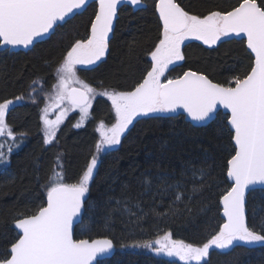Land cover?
<instances>
[{"label":"trees","instance_id":"trees-1","mask_svg":"<svg viewBox=\"0 0 264 264\" xmlns=\"http://www.w3.org/2000/svg\"><path fill=\"white\" fill-rule=\"evenodd\" d=\"M143 1L145 8L133 11L124 5L119 9L105 56L93 65L78 67L80 80L95 89L117 91H131L142 81L151 69L149 55L162 36L155 0ZM176 2L190 14L206 15L209 11H229L240 0ZM95 11L96 4H89L27 51L1 50L0 103L24 96L34 84L51 88L56 69L71 45L89 34ZM181 49L184 60L171 65L163 81L189 69L228 86V81L234 76L242 78L252 64L244 40L222 38L215 45H204L191 39ZM76 113L62 120L53 141L47 144L40 103L22 99L6 113L13 135H0V151L7 157L0 159V258L18 238L13 227L16 214L31 215L45 204L54 171L62 173L64 183L77 182L93 155L96 123L114 121L110 104L103 97L92 101L85 121L79 122ZM226 121L222 112L204 126H194L183 115L166 112L135 118L121 142L99 158L81 222L74 230L75 239L110 238L116 251L102 260L104 264H183L130 248L165 233L200 246L219 231V198L230 188L225 173L227 160L234 153ZM193 169H204L206 175L194 174ZM145 176L150 185L141 183ZM246 209L248 227L264 235V191L249 192ZM200 264H264V243L212 248Z\"/></svg>","mask_w":264,"mask_h":264},{"label":"snow or ice","instance_id":"snow-or-ice-1","mask_svg":"<svg viewBox=\"0 0 264 264\" xmlns=\"http://www.w3.org/2000/svg\"><path fill=\"white\" fill-rule=\"evenodd\" d=\"M86 2L0 0V45L28 48L53 29L58 21L66 22L65 18ZM121 3L140 5L143 0H98L99 9L91 21L90 33L71 45L56 69L55 103L67 100L71 107L78 108L81 122L89 116L91 98L96 89L79 79L77 66L93 65L105 56L109 33L113 32V21ZM155 8L162 21V36L150 53L151 69L131 91L104 90L99 93L111 101L115 123L110 128L100 123L101 139L95 146L97 154L92 156L77 182L64 183L62 173L54 171L55 179L47 187L46 205L36 208L31 215L16 214L13 223L19 238L0 258V264H104L97 258L113 249L112 240L74 239V227L81 221L82 205L97 167L98 154L106 147L119 144L121 135L138 116L175 112L178 108L197 122L213 120L218 115V105L230 110L227 125L234 131L235 154L227 160L226 175L232 183L220 197L226 220L202 246L172 240L171 233L155 240L158 247H153L151 241L137 242L133 246L151 248L156 253L199 264L209 256L213 247L228 249L235 241L264 243V235L248 227L245 215L246 190L255 191L259 185L264 191V0H240L230 11H209L206 15L190 14L176 0H157ZM232 35L246 38L247 49L254 54V63L243 78L234 76L225 86L214 83L207 75L189 70L182 76L162 81L170 65L175 66V62L184 60L181 45L189 38L202 41L204 45H215ZM71 83L80 87H70ZM12 103V100L0 103V135H13L5 121ZM52 106L43 109L46 144L55 137L56 128L65 115L62 111L55 120L48 119L47 112ZM6 158V154L0 151V159ZM193 172L206 175L204 169H193ZM141 183L150 185L151 180L145 176ZM180 198L177 194L176 200Z\"/></svg>","mask_w":264,"mask_h":264},{"label":"rangeland","instance_id":"rangeland-1","mask_svg":"<svg viewBox=\"0 0 264 264\" xmlns=\"http://www.w3.org/2000/svg\"><path fill=\"white\" fill-rule=\"evenodd\" d=\"M191 39H193V40H197V39H195V38H189L188 40H191ZM188 40H186V41H188ZM185 41V42H186ZM199 41V40H198ZM202 42V41H201ZM182 46V45H181ZM155 49V48H154ZM149 57H150V60H151V55H149ZM103 58V57H102ZM101 58V59H102ZM176 63V62H175ZM84 66H90V65H78L77 66V68L78 67H84ZM171 66V65H170ZM169 66V67H170ZM164 77H165V75H164ZM164 77H162L161 79H162V81H163V79H164ZM57 81H58V77H57V74H56V81H55V83H54V85H56L57 84ZM75 83H71L70 84V87H73V86H78V87H80V85L79 84H77V85H74ZM54 85L51 87V88H49V89H45V88H43V87H41V86H39L38 84H34V85H32L28 90H27V92L24 94V96H22V99H28V100H31V101H35V102H37V103H40V118H41V122H42V132H43V135H44V140H45V125H44V122H43V119H42V117L45 115V113H44V111H43V109L46 107V106H48V105H54V106H52V107H49V109H48V112H47V116H48V119H50V120H55L56 118H57V116L58 115H60V113L62 112V111H64L65 112V115H64V117H63V119L68 115V114H70V113H72V112H74V111H77L78 113H76L77 114V117H78V120H80V117H81V113H80V110L78 109V108H73V107H71L70 106V104H69V102L67 101V100H64V101H62V102H60L59 104H56L55 103V100H54V96H55V94H56V91H57V89L54 87ZM104 90H107V91H109V92H111V91H117V90H113V89H96V94H94L93 96H92V98H91V104H92V101L96 98V97H103V98H105L108 102H109V104H110V107H111V111H112V113H113V116H114V121L111 123V124H106V123H104L103 121H98L97 123H96V125H95V129H96V133H97V141H96V143H95V145H94V148H93V155H96L97 153H96V144L100 141V139H101V136H100V132H99V125H100V123L101 122H103V124L106 126V127H108V128H110L111 126H112V124H114L115 123V112H114V109L112 108V105H111V101L108 99V97L107 96H103V95H100L99 93H101V92H103ZM22 99H19V100H17L16 98L15 99H13V103L9 106V108L13 105V104H16V103H19V102H21L22 101ZM91 107V106H90ZM89 110H90V108H89ZM154 113H163V112H154ZM149 114H152V113H149ZM142 116V115H141ZM62 119V120H63ZM87 118H85L83 121H85ZM79 122H81V120L79 121ZM130 126V125H129ZM123 135V134H122ZM121 135V136H122ZM54 139V138H53ZM53 141V140H52ZM118 145V144H117ZM116 145H113V146H111V147H106L105 148V150H103V151H101L99 154H98V161H99V158H100V156L105 152V151H107V150H110L111 148H113V147H115ZM92 155V156H93ZM92 158V157H91ZM90 161H91V159H90ZM89 161V162H90ZM98 164V163H97ZM96 169V168H95ZM95 169H94V172H95ZM164 235V234H163ZM162 235V236H163ZM162 236H160V237H162ZM159 238V237H158ZM157 239V238H156ZM155 239V240H156ZM171 239L172 240H178V239H174V238H172L171 237ZM155 240H152L151 242L153 243V247H158V245H156L155 244ZM185 243H187V242H185ZM238 243H244V244H247V243H245V242H243V241H235L234 242V244H238ZM142 244V243H141ZM196 246V245H195ZM200 246H202V245H200ZM213 248H215V247H213ZM131 250H136V251H143V252H147V253H151V254H154V255H157V256H164V257H167V258H170V259H173V260H176V261H178V262H180V263H183V264H197V262L196 261H182V260H180L179 259V257H177V256H168L166 253H156V252H154L151 248H146V247H132V248H130ZM216 249H218V248H216ZM220 250H224V249H220ZM207 258V257H206ZM206 258H204V260L206 259ZM204 260H202L201 262H203ZM201 262H199V264L201 263Z\"/></svg>","mask_w":264,"mask_h":264},{"label":"water","instance_id":"water-1","mask_svg":"<svg viewBox=\"0 0 264 264\" xmlns=\"http://www.w3.org/2000/svg\"><path fill=\"white\" fill-rule=\"evenodd\" d=\"M156 2H157V0H155V4H156ZM91 3H95V4H96V11H98V9H99L98 0H87L85 6H83L81 9L73 10V14H69V16L65 18V20L67 21V20H69L70 18H72L74 15L83 12V11L86 9V7H87L89 4H91ZM124 5L130 7L133 11L138 10V9H142V8H145V7H146V3H145L144 1H143V3L140 4V5H131V4H129V3H121L120 5H118V9H117V17L114 18V21H113V32L109 33V41H110L111 38L113 37L114 29H115V26H116V21H117V19H118V12H119V9H120L122 6H124ZM237 6H238V5H237ZM235 7H236V6H235ZM230 10H232V9H230ZM230 10H229V11H230ZM96 11H95V13H96ZM155 11H156V15H157V17H158V19H159V13H158V11H157L156 8H155ZM94 18H95V15H94V17H93V20H94ZM159 22H160V24H161V26H162V21L159 20ZM64 23H65V21H58V22L53 26V29H50L49 32L46 33V34H44L42 37L37 38V40L35 41L34 45H35L36 43H38V42H41V41L46 40L47 38H49V36L54 32L55 28H56L57 26H59V25L64 24ZM90 28H91V25H90ZM90 28H89V33H90ZM225 39L244 40V44H245L246 50L250 53V50L247 49L246 38L237 37V36H235V35H232L230 38H225ZM34 45L29 46L28 48H24L23 46H16V47H13V46H10V45H9V46H3V45H0V51H1V50H5V49L8 50V51H10V52L27 51V50L31 49ZM250 55L252 56V63H254V54H250ZM185 71H189V69H187V70H185ZM185 71H184V72H185ZM191 71H193V70H191ZM249 71H250V69H249ZM184 72H183V73H184ZM195 72H196V71H195ZM183 73L180 74L179 76H182ZM199 73H201V72H199ZM202 74H203V73H202ZM204 75H205V74H204ZM175 78H176V77H175ZM242 78H243V77H242ZM171 79H174V78H171ZM209 79H210V78H209ZM213 82H214V83H218V82H215V81H213ZM231 86L234 87L235 85L233 84V85H231ZM73 87H77V88H79L78 86H73ZM219 112H222V113H224V114H226V115H230V110L223 108L222 105H218V113H219ZM166 114H168V115H170V116L183 115L184 119H185L187 122H189L190 124L194 125V126H204V125H206V124H208V123H210V122L212 121V120H210V121H206V122H197V121H193V120H191L190 117H188L187 113H186L183 109H180V108H178L175 112H166ZM215 117H216V116H215ZM214 119H215V118H214ZM214 119H213V120H214ZM226 122H227V121H226ZM229 128H230V126H229ZM230 130H231V129H230ZM231 132H232V136H233V135H234V131L231 130ZM231 142H232V144H233V146H234V141L232 140V138H231ZM234 154H235V151H234V153H233L232 155H234ZM230 158H231V157H230ZM230 158H229V159H230ZM226 174H227V168H226L225 176H226L227 182L230 184V187H231V183H232V182H231V180H230L229 178H227V175H226ZM256 189H260V186L257 185V186H256ZM248 194H249V191L246 190V202H247V196H248ZM221 196H222V195H221ZM221 196H220V197H221ZM86 198H87V193L85 194V202H86ZM46 200H47V195H46V199H45V204H44V205H46ZM85 202H84V204H85ZM84 204L82 205L81 219H82V215H83V212H84ZM44 205H43V206H44ZM219 205H220V217H221V219H222V223H221V225H222V224L225 222L226 218H225L224 215H223V205H222V202H221L220 198H219ZM245 215H246V223H247V209H246V204H245ZM80 222H81V221H78L77 225H78ZM77 225H76V226H77ZM76 226L74 227V230H75ZM13 227H14V229L16 230V232H18V230L15 228V224H14V223H13ZM18 238H19V236H18ZM18 238H17V239H18ZM101 238H107V239H110V238H108V237H94V238H91V239H101ZM74 239H75V237H74ZM83 239H89V238H83ZM91 239H89V240H91ZM110 240H111V239H110ZM112 242H113V241H112ZM9 249H10V247H9ZM9 249H8V250H9ZM115 251H116V247H115V245H114V243H113V249H111L109 253H107V254H105V255H103V256H99L97 259H98V260H103V259L110 258V257L115 253Z\"/></svg>","mask_w":264,"mask_h":264},{"label":"flooded vegetation","instance_id":"flooded-vegetation-1","mask_svg":"<svg viewBox=\"0 0 264 264\" xmlns=\"http://www.w3.org/2000/svg\"><path fill=\"white\" fill-rule=\"evenodd\" d=\"M225 39V38H224ZM244 46H245V44H244ZM245 49H246V47H245ZM250 54V53H249ZM13 101V100H12ZM20 103V102H19Z\"/></svg>","mask_w":264,"mask_h":264}]
</instances>
